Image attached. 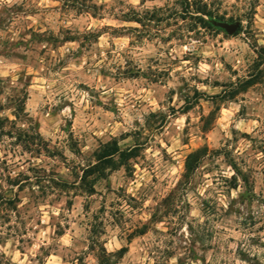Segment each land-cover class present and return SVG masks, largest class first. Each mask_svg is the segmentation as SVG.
Masks as SVG:
<instances>
[{"label": "rangeland", "instance_id": "rangeland-1", "mask_svg": "<svg viewBox=\"0 0 264 264\" xmlns=\"http://www.w3.org/2000/svg\"><path fill=\"white\" fill-rule=\"evenodd\" d=\"M0 264H264V0H0Z\"/></svg>", "mask_w": 264, "mask_h": 264}, {"label": "trees", "instance_id": "trees-1", "mask_svg": "<svg viewBox=\"0 0 264 264\" xmlns=\"http://www.w3.org/2000/svg\"><path fill=\"white\" fill-rule=\"evenodd\" d=\"M207 15V14H204ZM136 148L121 151L118 143L113 142L111 144L106 145L102 151L99 153L98 163L91 168L88 172L89 176L91 175H98L99 177H106L108 171H112L116 167V158H120L122 161H128L131 158L136 157ZM200 152H196L191 154L186 163V174L184 176L185 179H188L198 168L199 163H195V158L199 156ZM126 250H123L124 255ZM121 256L120 258H122Z\"/></svg>", "mask_w": 264, "mask_h": 264}, {"label": "water", "instance_id": "water-1", "mask_svg": "<svg viewBox=\"0 0 264 264\" xmlns=\"http://www.w3.org/2000/svg\"><path fill=\"white\" fill-rule=\"evenodd\" d=\"M213 25L217 29L224 31L229 35H235L240 28V24L237 22L232 23V22H223V21L215 20L213 22Z\"/></svg>", "mask_w": 264, "mask_h": 264}]
</instances>
